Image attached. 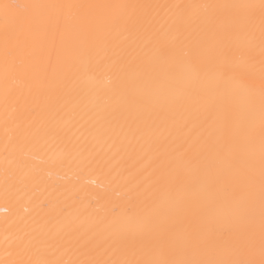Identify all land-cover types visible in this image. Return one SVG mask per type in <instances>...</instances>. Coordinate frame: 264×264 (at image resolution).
<instances>
[{
	"label": "bare ground",
	"instance_id": "obj_1",
	"mask_svg": "<svg viewBox=\"0 0 264 264\" xmlns=\"http://www.w3.org/2000/svg\"><path fill=\"white\" fill-rule=\"evenodd\" d=\"M9 2L0 264H262L261 0Z\"/></svg>",
	"mask_w": 264,
	"mask_h": 264
},
{
	"label": "snow or ice",
	"instance_id": "obj_2",
	"mask_svg": "<svg viewBox=\"0 0 264 264\" xmlns=\"http://www.w3.org/2000/svg\"><path fill=\"white\" fill-rule=\"evenodd\" d=\"M24 5H19L14 2H9V3H4L0 5V11H2L3 14V19L5 21L6 25H11V27L14 30H24L28 29L31 27L33 24V19L31 17H24L18 15L16 12L17 9L24 8ZM30 7H49L52 9H56L57 13L59 14V11L64 9V8H72V7H85V6H73V5H47V6H30ZM87 7H94V6H87ZM246 7H254V6H246ZM261 8L264 9V0H261ZM3 56L5 59V62L7 63L10 58H14V51L13 48L9 45L8 39H7V34L4 42V47H3ZM261 158H262V164H264V139H262L261 143ZM161 264H168L166 261H162ZM264 264V262H262Z\"/></svg>",
	"mask_w": 264,
	"mask_h": 264
}]
</instances>
